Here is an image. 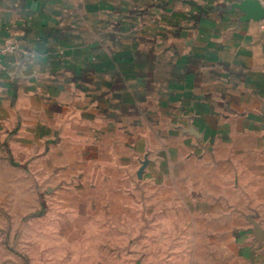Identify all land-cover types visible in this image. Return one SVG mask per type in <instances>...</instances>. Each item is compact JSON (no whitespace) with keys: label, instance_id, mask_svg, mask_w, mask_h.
Here are the masks:
<instances>
[{"label":"crops","instance_id":"1","mask_svg":"<svg viewBox=\"0 0 264 264\" xmlns=\"http://www.w3.org/2000/svg\"><path fill=\"white\" fill-rule=\"evenodd\" d=\"M244 1L0 0L1 196L44 191L75 235L134 237L136 264H264V14Z\"/></svg>","mask_w":264,"mask_h":264},{"label":"rangeland","instance_id":"2","mask_svg":"<svg viewBox=\"0 0 264 264\" xmlns=\"http://www.w3.org/2000/svg\"><path fill=\"white\" fill-rule=\"evenodd\" d=\"M9 176L10 179L17 178L13 172ZM8 190L10 196L3 198L0 189V264L135 263L132 261L135 255L128 251L134 237L75 235L72 230L69 231L73 221L61 218L58 204L44 191L38 193L36 189L27 188L23 193V189L18 187ZM138 243H145V238L138 237ZM116 247L124 250H116ZM171 254L181 258L180 253ZM183 254L186 257L190 255ZM211 255L194 254L201 264H212ZM139 257L136 259H143Z\"/></svg>","mask_w":264,"mask_h":264},{"label":"water","instance_id":"3","mask_svg":"<svg viewBox=\"0 0 264 264\" xmlns=\"http://www.w3.org/2000/svg\"><path fill=\"white\" fill-rule=\"evenodd\" d=\"M245 8H249L250 13L264 14V5L259 0H245L243 2Z\"/></svg>","mask_w":264,"mask_h":264},{"label":"built area","instance_id":"4","mask_svg":"<svg viewBox=\"0 0 264 264\" xmlns=\"http://www.w3.org/2000/svg\"><path fill=\"white\" fill-rule=\"evenodd\" d=\"M15 48V45L10 43H5L0 46V69L3 68V56L7 53L14 52Z\"/></svg>","mask_w":264,"mask_h":264}]
</instances>
